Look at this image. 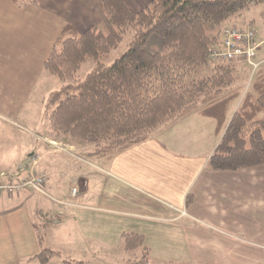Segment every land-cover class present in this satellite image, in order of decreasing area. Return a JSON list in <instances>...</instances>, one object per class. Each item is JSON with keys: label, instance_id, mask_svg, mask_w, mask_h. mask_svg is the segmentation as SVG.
Returning <instances> with one entry per match:
<instances>
[{"label": "crops", "instance_id": "1", "mask_svg": "<svg viewBox=\"0 0 264 264\" xmlns=\"http://www.w3.org/2000/svg\"><path fill=\"white\" fill-rule=\"evenodd\" d=\"M36 1L18 8L0 0V114L8 117L19 116L31 98L63 27L71 23L82 32L101 21V0ZM124 1L134 10L151 2ZM256 42L255 60L261 66L264 58L258 51L264 42ZM234 61L247 62L253 72L259 68L254 70L244 58ZM216 125L214 118L193 112L106 155L94 154V146L84 142L54 137L47 127L37 133L35 148L12 169L4 168L14 164V156L1 154L0 172L13 180L28 174L17 169L19 164L33 152L41 154L38 169L48 176L45 190L70 206L65 209L31 191L0 194V207L25 202L30 217L24 223L0 224L12 245V253L2 256L0 264H42L35 255L45 248L61 253L48 264H64V258L107 260L112 252L105 238L113 232L120 238L124 233L142 234L149 257L163 262L264 264V165L212 170L209 158L220 140ZM75 187L78 194L72 197ZM121 260L126 264L129 259Z\"/></svg>", "mask_w": 264, "mask_h": 264}, {"label": "trees", "instance_id": "2", "mask_svg": "<svg viewBox=\"0 0 264 264\" xmlns=\"http://www.w3.org/2000/svg\"><path fill=\"white\" fill-rule=\"evenodd\" d=\"M10 1L18 8L37 5L36 0ZM258 5L264 0H151L134 10L124 0H101L100 25L80 32L66 24L45 60V71L64 83L47 98L51 134L106 155L198 112L216 120L220 136L208 162L212 170L264 165V63L251 82L248 75L236 86V62L210 58L214 47L221 48L225 23ZM128 34L126 51L105 64ZM88 59L97 65L78 80ZM123 247L142 251L126 264H152L142 234L124 233ZM56 255L61 253L45 248L35 257L48 264ZM64 264L87 263L64 259Z\"/></svg>", "mask_w": 264, "mask_h": 264}, {"label": "rangeland", "instance_id": "3", "mask_svg": "<svg viewBox=\"0 0 264 264\" xmlns=\"http://www.w3.org/2000/svg\"><path fill=\"white\" fill-rule=\"evenodd\" d=\"M151 1V0H150ZM149 4V3H148ZM226 25L236 24L238 27H249L255 29L258 33L256 39L258 41L264 42V5L253 6L251 9H245L240 12L237 16L231 18L229 21L225 23ZM100 25V23H99ZM103 29L102 26H100ZM131 37L128 34L123 40L122 44L117 48L112 50L110 53V57L104 59V63L110 65L116 58L120 57L128 47V40ZM259 58H264V43L259 48ZM97 63L93 59H88L81 67V69L77 73V79L83 80L89 72H91ZM252 67L249 66L247 62H241L237 65V76L238 80L236 86L242 85L246 81V76H250L249 80L251 82L252 78H254ZM38 83L35 85L33 92L31 94V98L28 102H25L21 113L17 117H8L3 114H0V155L6 154L9 158H13L14 156V164H10L4 169L7 171L12 169L15 165H17L20 161H22L23 155L27 154L29 151H32L35 148V142L37 138V133L40 130H45V128L49 127V121L47 118V98L51 92L60 90L64 83L55 77L54 75L48 73L43 70V74H41L38 78ZM248 84V82H247ZM248 87V86H247ZM237 103L234 104V107ZM233 107V109H234ZM3 115V116H1ZM252 130V128H250ZM153 132L148 135H152ZM7 137V138H6ZM65 148V147H63ZM36 153V152H33ZM93 157V155H88ZM93 159V158H92ZM11 160V159H10ZM97 161L96 159H94ZM13 161V159H12ZM26 162V161H25ZM24 162V163H25ZM70 165V164H69ZM19 166V165H18ZM68 166V165H66ZM66 166H63L62 169ZM58 173V171H57ZM47 192V191H46ZM55 198V197H53ZM59 199V198H55ZM63 201V200H61ZM86 203V202H85ZM24 206V207H23ZM29 204L25 205V202H17L16 204H6L5 207H0V213L4 212L0 216V224L5 222H27L29 220V214L27 213V208ZM14 207H22L19 208L18 211H10L14 209ZM36 208L34 207V210ZM20 232H24L23 229H20ZM99 232V230H95ZM3 237V238H2ZM9 236H5V234L0 231V258H7L10 255L12 245L11 241L8 238ZM105 241H110L109 250H111V254L107 260H88V264H120L121 259H134L135 257H140L142 255L141 249L136 251L127 252L123 248V238H120L119 235H115V232L112 233L110 239L105 238ZM107 246V245H106ZM147 246V245H146ZM26 246L23 245L21 250H25ZM13 258H15L13 256ZM12 258V259H13ZM68 259V258H64ZM63 259V261H64ZM62 260V259H58ZM150 263L155 264H182L183 261H173V262H163L158 260L157 258L149 257ZM21 264H25V261L21 260ZM61 262V261H60ZM186 263V262H184ZM2 264H6L5 261Z\"/></svg>", "mask_w": 264, "mask_h": 264}, {"label": "built area", "instance_id": "4", "mask_svg": "<svg viewBox=\"0 0 264 264\" xmlns=\"http://www.w3.org/2000/svg\"><path fill=\"white\" fill-rule=\"evenodd\" d=\"M222 36L221 48L214 47L211 50V60L231 62L236 58H244L253 66L254 70L258 68L259 64L255 61V58L259 44L255 41L254 30H243L235 26H228L223 29ZM52 145L57 146L56 143H52ZM41 160V154L32 153L25 163L19 164L17 167L19 171L26 170L28 172L27 176L20 180H13L9 173L0 172V194L14 196L27 191L36 192L67 209L70 206L68 201L55 199L46 192L45 183L48 176L38 169ZM71 194L72 197L77 196L78 190L76 187L73 188Z\"/></svg>", "mask_w": 264, "mask_h": 264}]
</instances>
